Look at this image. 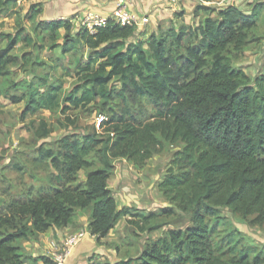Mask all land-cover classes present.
Wrapping results in <instances>:
<instances>
[{"label":"trees","instance_id":"1","mask_svg":"<svg viewBox=\"0 0 264 264\" xmlns=\"http://www.w3.org/2000/svg\"><path fill=\"white\" fill-rule=\"evenodd\" d=\"M18 1L0 0V10L7 12ZM41 11L35 8L30 15L31 29L19 22L15 32L0 34V43H7L0 50V76L19 64L9 55L19 43L41 52L62 48L65 56L81 48L91 52L77 68L83 84L72 93L64 90L63 81L49 84L45 77L39 83H13L23 92L12 97L13 103H26L23 120L41 110L57 113L64 104L69 107L63 114L94 103L106 117L98 132L39 148L48 183L0 204V264H55L51 256L29 257L22 243L51 228L76 226L79 212L89 214V229L99 240L121 219L142 234L161 230L174 209L145 213L120 207L109 180L117 160L142 170L174 146L181 147L177 156L192 169L193 181L183 189L168 175L159 189L191 215L190 224L149 238L136 258L105 264H264V249L243 246L235 239L238 231L219 236L224 207L264 227V70L251 78L233 64L260 44L264 3L250 13L199 3L194 12L203 20L199 27L159 29L145 40H134L136 26L112 21L94 33L74 32L70 21H37ZM22 60L24 70L35 62L32 55ZM4 94L0 86V98ZM68 125L76 122L68 118ZM51 134L42 120L36 137L45 140Z\"/></svg>","mask_w":264,"mask_h":264},{"label":"rangeland","instance_id":"2","mask_svg":"<svg viewBox=\"0 0 264 264\" xmlns=\"http://www.w3.org/2000/svg\"><path fill=\"white\" fill-rule=\"evenodd\" d=\"M41 2L39 0H20L12 6L11 10L7 12L0 10V34L15 32L19 22L20 25L31 29L32 22H30L29 17L35 8L36 10H42ZM258 3H264V0L225 1V4L228 6H236L248 13ZM198 4V0H186L182 6V11L180 10L184 13V17L176 18L171 26H165L166 28L164 27L162 29L174 27L179 30L183 26L199 27L203 20L194 18V10H192ZM211 7L220 9L218 6ZM41 15L37 17V21L41 20ZM261 21V42L246 53H256L260 50V47H262L260 51H264V15H262ZM74 32H76L75 29ZM61 34L62 42L65 31L62 30ZM6 46V42L0 43V50H4ZM39 48L25 47L23 43H19L9 54L18 57L19 64L10 66L11 74L0 76V86L5 91V94L0 98V204L12 198L19 197L27 193L30 189L36 190L41 186L47 185L49 170L45 165H40V160L37 158L38 150L42 145H45V148H54L53 145L66 136H83L94 130L98 132L100 128L97 120L98 117H106L101 112L99 106L94 103L86 108H71L70 111L63 114L62 110L65 107H69L68 104L66 106L64 104L57 113L41 110L36 115H29L23 120L26 103L24 101L18 104L13 103L12 97H20L23 93L20 89H14L13 83L23 81H35L39 83L38 79L45 77L48 78L49 84L55 81H63L64 90L67 93H72L77 87L83 84L81 78L77 75V68L79 65H84L88 62V56L91 52L88 49L81 48L76 53L65 56L62 53V48L55 50L47 49L44 52H41ZM246 53L241 60L233 63L234 66L240 61H245L247 58L245 57ZM24 55H32V60L35 61L29 64L26 70L22 68V57ZM263 61L264 59H262V62L260 60V63L258 61V63L253 64L256 70L254 68L249 70L251 73L249 75L252 78L260 70L263 72ZM40 91H45V87H40ZM68 118L75 121L76 126H69ZM42 120L46 121L48 127L52 129V134L45 140H39L35 135V131ZM180 150V146H174L168 152L155 155L146 163L145 168L142 170L135 169L125 160H117L115 162V172L111 176V188L115 193L120 207H124L123 205L139 207L137 209L143 210L145 213L158 212L164 208L174 209L176 212L174 215L163 220L167 225L159 231L142 234L135 228L137 232L132 240H129L131 239V234L127 233L123 228L125 222L119 223L114 233L116 241L118 239L123 240L124 237L128 239V243L122 244L129 254L126 259L138 257L140 251L144 250L149 238H160L168 229L185 228L190 224L191 215L179 210L177 208L178 205L172 202L171 196H168L167 199L159 189V185L168 175L181 181L183 189H187L191 185L193 171L180 156H177ZM80 177L82 180H84L83 177L86 179L85 173L80 174ZM81 213L86 214L89 220L88 213ZM221 215L224 221L220 226V237H226L230 230L238 231L239 234L235 236V239L241 241L243 246L249 245L258 249H264V227L250 225L249 221L246 222L238 216H235L226 207L221 208ZM83 229H87L89 234L93 236L89 226ZM97 239L99 243L105 240V238L104 240H99L98 237ZM102 245L107 246L108 252L113 249L112 243L105 242Z\"/></svg>","mask_w":264,"mask_h":264},{"label":"crops","instance_id":"3","mask_svg":"<svg viewBox=\"0 0 264 264\" xmlns=\"http://www.w3.org/2000/svg\"><path fill=\"white\" fill-rule=\"evenodd\" d=\"M116 1L117 0H52L41 2L43 11L41 20L70 21L74 25L75 31H77L81 29V20L89 13L98 15L99 17L104 18L109 22L112 21ZM126 1L128 2L132 12L141 18V24L139 27H137L134 40L148 39L152 34L157 33L159 29H162L165 26H171L175 19L178 18L176 15L182 11V6L186 2V0H177L176 3L178 5L176 6L174 2H170L169 0ZM196 7L197 6L195 5L192 10L195 11ZM181 13L184 17V13ZM261 49L262 47H260V50ZM260 50L256 53H246L245 57L247 58L245 59V61L243 60L238 62L235 67L244 70L248 75L251 74L249 70H252L253 68L254 70H256L253 64L258 63V61L260 63V60L262 62V59H264V51ZM260 73L263 72L260 70L257 75H259ZM249 76L252 78L251 75ZM256 76L254 75V78ZM82 173L84 172H81V174ZM83 179L85 180V177H83ZM111 180L112 178L109 180L110 187H112ZM123 206L128 207L129 205ZM121 222H125V226L123 228L127 233L131 234V239L129 240H132L137 232L135 227L130 226L124 219H121L116 225L115 229ZM77 223L79 224L77 227L74 225H69L62 229L51 228L49 231L41 234L34 240L24 241L22 243V248L25 253H27V255L32 258H39L43 255L51 256L53 253L59 251L64 247V242L68 236L75 234L80 229L89 226L87 215L80 212ZM115 229L109 234V236L105 238V240L102 239L104 241H101V243L98 242L97 237L91 236V234H89L81 244L72 249L67 264H105L107 261L119 262L122 260H126L129 254L122 244L128 243V239L124 237L123 240L118 239L119 242L116 241L114 233ZM105 242L113 244L112 251L108 252L107 246L102 245L105 244ZM103 249L105 252L103 251ZM141 253L142 250L139 254ZM39 264L43 263L40 262Z\"/></svg>","mask_w":264,"mask_h":264},{"label":"built area","instance_id":"4","mask_svg":"<svg viewBox=\"0 0 264 264\" xmlns=\"http://www.w3.org/2000/svg\"><path fill=\"white\" fill-rule=\"evenodd\" d=\"M39 1L45 2L52 0H39ZM169 1L174 2L176 6L178 5L176 3L177 0H169ZM198 1L199 3H202L207 6H218L220 7V9L222 8L225 9L229 7L227 4H225V1L227 0H221V1L219 0L216 2H204L202 0H198ZM112 22L122 26L139 27L141 24V18L132 12L126 0H117L113 12ZM108 23L109 21H107L106 19L101 18L98 15L89 13L81 20L80 28L87 29L91 33H94L98 28L106 27ZM97 120H98V125L100 126L104 122L105 117L99 116ZM88 235H89V231L87 229H80L75 234L68 236L64 242V247L51 255V258L55 262V264H67L72 249H74L76 246L81 244L87 238Z\"/></svg>","mask_w":264,"mask_h":264}]
</instances>
